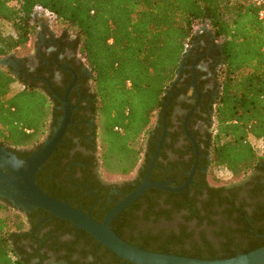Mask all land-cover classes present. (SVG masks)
Listing matches in <instances>:
<instances>
[{
  "label": "trees",
  "instance_id": "obj_1",
  "mask_svg": "<svg viewBox=\"0 0 264 264\" xmlns=\"http://www.w3.org/2000/svg\"><path fill=\"white\" fill-rule=\"evenodd\" d=\"M38 7L54 14L61 30L74 36V47L90 70L97 161L108 177L132 175L147 155L145 136L158 115L161 122L180 64L198 42L195 28L204 23L214 35L218 56L209 180L216 179V170L228 171L233 180L263 166L264 150L249 137L264 145V16H259L264 0H0V22L10 27V32L0 27V59L26 49L35 38L43 21L33 16ZM192 61L189 56L184 66ZM183 74L190 79V68ZM18 80L9 65L0 63V143L30 147L48 129L54 97L45 84L34 81H20L23 87L14 90ZM171 178L175 186L182 183L179 176ZM189 190L194 193L155 190L160 202L148 200L139 213L128 207L113 220L112 230L146 250L203 259L264 245V205L250 210L226 197L219 200L222 208L214 210V198L223 188ZM71 205L88 211L83 202ZM54 219L68 224L93 250L97 246L119 264H133L73 223ZM26 227L22 211L0 198V264H32L18 245L30 234Z\"/></svg>",
  "mask_w": 264,
  "mask_h": 264
},
{
  "label": "flooded vegetation",
  "instance_id": "obj_2",
  "mask_svg": "<svg viewBox=\"0 0 264 264\" xmlns=\"http://www.w3.org/2000/svg\"><path fill=\"white\" fill-rule=\"evenodd\" d=\"M40 25L30 51L22 56H10L12 63L8 65L19 77L16 83L34 81L40 87L45 84L48 89L50 84L60 98L49 89L54 97L53 113L48 129L38 145L11 147L0 143V149L14 154L17 160L27 159L59 127L64 116L62 100L66 98L70 107V122L66 125L61 142L35 175L41 189L66 195L70 204L73 201L83 202L90 215L104 218L108 211L145 180L150 166V181H170L173 186L171 176L181 177L182 185L196 166L191 183L183 190L193 194L194 190L189 189L203 191L223 188L221 195L214 198V210L222 208L220 205L223 202L219 200L226 197H233L239 205L246 204L250 210L264 205V164L240 179L222 184H213L209 180L208 144L209 134L212 132V102L216 99L218 89L213 73L218 59L214 35L209 36V32H206L204 36H199L194 45L195 50L186 55L184 63L189 56H193V61L182 68L180 76L174 82L161 114V122L158 115L146 134L145 151L148 153L135 172L130 176L110 178L97 161L90 70L74 47L73 35L66 34L63 30L56 31L45 21H41ZM188 67L190 79L187 74L182 75V71ZM0 168L5 174L11 173L7 167ZM0 185L7 187V182L0 180ZM155 190L177 193L148 187L118 215L123 214L128 207L135 208L139 213L146 207L148 200L160 202ZM0 198L13 205L8 198ZM17 209L22 211L27 222L24 231L30 233L29 236L23 234L18 245L25 250L24 256L32 264H119L97 246L94 250L90 248L84 239L77 238L75 230L68 224L55 220L48 211L38 207L31 210ZM209 237L214 240L211 234ZM213 243L218 245L217 241ZM91 249L94 252L90 253Z\"/></svg>",
  "mask_w": 264,
  "mask_h": 264
},
{
  "label": "water",
  "instance_id": "obj_3",
  "mask_svg": "<svg viewBox=\"0 0 264 264\" xmlns=\"http://www.w3.org/2000/svg\"><path fill=\"white\" fill-rule=\"evenodd\" d=\"M204 27H206L205 23ZM13 55V53H10L4 56L0 59V63L2 65L12 63L9 57ZM183 61L178 69V77L184 67ZM173 85L174 83L170 87V90ZM48 87L55 96L60 98L50 84H48ZM62 102L64 116L62 117L59 127L55 130L53 136L48 138L39 149L31 153L27 159L17 160L14 154H11L3 148L0 149V167H7L11 171L8 175L0 168V180H5L7 182V187L0 185L1 197H6L11 200L13 205L17 208H22L23 210H31L34 207L42 208L51 213L54 217L65 219L73 223L78 228L92 235L101 245L115 253L118 257L133 264H264V245L231 257L203 259L146 250L125 241L112 230L111 223L113 219L126 206L131 204L138 196L145 192L146 188L156 187L171 192L181 191L187 188L191 183V177L196 166L190 172L188 180L179 186L171 185L170 181H150V166L145 180L134 189V191L125 196L123 200L108 211L101 222L94 219L89 212H84L79 208L73 207L70 202L58 200L50 196L47 192H44L37 184L35 175L40 166L56 149L58 143L61 142L66 125L70 122L69 104L66 98L63 99Z\"/></svg>",
  "mask_w": 264,
  "mask_h": 264
},
{
  "label": "rangeland",
  "instance_id": "obj_4",
  "mask_svg": "<svg viewBox=\"0 0 264 264\" xmlns=\"http://www.w3.org/2000/svg\"><path fill=\"white\" fill-rule=\"evenodd\" d=\"M43 21L47 22L48 25H50L54 30L56 31H60L63 26H61L60 24H56L55 23V20L53 19H50L49 17L48 18H43ZM0 27L5 31V32H10V27L7 23L5 22H0ZM210 31V28L207 26L206 24V27H204V24H201V25H198L196 28H195V35L197 36H200L202 33L204 32H209ZM33 40L34 38L31 40V42L28 44L27 48L26 49H23V50H19V51H16L15 53H13L14 55L16 56H22L24 54H26L28 51H30L32 45H33ZM195 45V42L192 43L189 47H194ZM190 48H188L187 50V53L190 51ZM12 87L14 90H19L22 88V85L21 84H18V83H13L12 84ZM250 141L251 143H253L255 146H258L260 150H264V145L258 141L256 138L254 137H250ZM230 173L224 169H220V170H216L215 171V180L212 181L213 184H222V183H226L230 180Z\"/></svg>",
  "mask_w": 264,
  "mask_h": 264
},
{
  "label": "built area",
  "instance_id": "obj_5",
  "mask_svg": "<svg viewBox=\"0 0 264 264\" xmlns=\"http://www.w3.org/2000/svg\"><path fill=\"white\" fill-rule=\"evenodd\" d=\"M263 2V0H257V3L258 4H261ZM34 17H40V18H50V19H55V15L52 14L51 12H49L48 10L46 9H42L40 7H38L35 11V13L33 14ZM259 16L260 17H263L264 16V8L260 10V13H259ZM23 87V86H22Z\"/></svg>",
  "mask_w": 264,
  "mask_h": 264
},
{
  "label": "crops",
  "instance_id": "obj_6",
  "mask_svg": "<svg viewBox=\"0 0 264 264\" xmlns=\"http://www.w3.org/2000/svg\"><path fill=\"white\" fill-rule=\"evenodd\" d=\"M251 137V136H250ZM250 137H249V139H250Z\"/></svg>",
  "mask_w": 264,
  "mask_h": 264
}]
</instances>
